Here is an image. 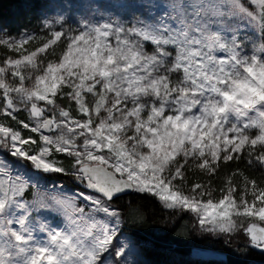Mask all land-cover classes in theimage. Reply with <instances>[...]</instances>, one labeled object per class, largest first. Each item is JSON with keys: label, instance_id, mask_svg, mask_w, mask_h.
<instances>
[{"label": "snow or ice", "instance_id": "1", "mask_svg": "<svg viewBox=\"0 0 264 264\" xmlns=\"http://www.w3.org/2000/svg\"><path fill=\"white\" fill-rule=\"evenodd\" d=\"M62 7L78 27L63 12L42 35L0 26V264H135L113 206L129 191L264 250V177L217 191L185 175L241 158L264 171V0Z\"/></svg>", "mask_w": 264, "mask_h": 264}, {"label": "trees", "instance_id": "2", "mask_svg": "<svg viewBox=\"0 0 264 264\" xmlns=\"http://www.w3.org/2000/svg\"><path fill=\"white\" fill-rule=\"evenodd\" d=\"M50 3L51 0H0V24L14 32L38 31L42 14ZM26 116V112L20 114L21 118ZM236 171L258 180L264 177V171H258L255 166L250 168L241 158L221 165L217 175L211 178L195 168L189 169L185 174L187 186L209 183L218 191L221 181ZM60 180L74 183L71 176ZM114 205L121 210L122 227L135 238L145 264H264V250L248 247L245 232L209 233L198 225L195 214L169 208L155 195L129 191Z\"/></svg>", "mask_w": 264, "mask_h": 264}, {"label": "rangeland", "instance_id": "3", "mask_svg": "<svg viewBox=\"0 0 264 264\" xmlns=\"http://www.w3.org/2000/svg\"><path fill=\"white\" fill-rule=\"evenodd\" d=\"M67 0H51L50 5H48V8L45 10V12H43L42 17H41V22L43 19L45 18H52L57 16V14L59 13H64V18L67 21L66 23V27H72V28H76L78 27V22L82 19V14L81 12H77L75 10H69V11H64V7H62V5L66 4ZM91 15V14H89ZM94 19V18H93ZM1 26V24H0ZM26 32H33L36 33L37 35H42L40 33V30H24ZM34 43V42H30V45ZM29 45V46H30ZM61 181V180H60ZM63 188L65 189L66 192H70L72 190L75 189L76 185L74 183H66L64 181H61ZM186 191V190H185ZM32 195L36 196V197H43L48 195V193H45L43 191V189H38V188H33L32 189ZM162 202V201H161ZM165 206L166 204L164 202H162ZM114 207H116L115 205H113ZM238 223H242L244 226H247L250 221L248 220H238ZM264 226V225H261ZM122 227V225H121ZM123 228V227H122ZM239 230H237L236 232H238ZM241 231V230H240ZM125 237H123L122 239H127L128 241H130V246L134 245L136 248V254L133 256H129L130 260H133L135 262V264H145L144 260L142 259V256L139 253V249H138V244L135 242V238L130 235L129 233H127L125 230ZM203 253H209L210 251H202Z\"/></svg>", "mask_w": 264, "mask_h": 264}]
</instances>
